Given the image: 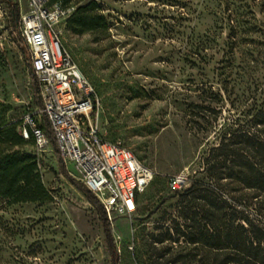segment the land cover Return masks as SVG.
<instances>
[{
	"label": "rangeland",
	"instance_id": "374dc122",
	"mask_svg": "<svg viewBox=\"0 0 264 264\" xmlns=\"http://www.w3.org/2000/svg\"><path fill=\"white\" fill-rule=\"evenodd\" d=\"M95 1L106 29L76 35L68 17L62 46L99 97L101 134L154 173L135 213L110 222L118 264H206L205 248L184 236L179 195L203 177L218 131L252 115L264 87V0ZM21 9L26 0H0V125L39 107L18 32ZM23 150L38 159L52 201L7 212L18 230L8 240L16 261L111 264L97 211L59 173L52 147ZM64 165L77 177L72 163ZM179 174L188 181L173 191L169 179Z\"/></svg>",
	"mask_w": 264,
	"mask_h": 264
},
{
	"label": "trees",
	"instance_id": "16d2710c",
	"mask_svg": "<svg viewBox=\"0 0 264 264\" xmlns=\"http://www.w3.org/2000/svg\"><path fill=\"white\" fill-rule=\"evenodd\" d=\"M62 1L75 6L68 19V28L73 34L106 29L95 0ZM13 18L16 27V3ZM31 88L40 107L33 77ZM249 111L252 115L245 123L238 118L227 129L218 131L217 143L204 159L203 177L191 180L189 188L179 195L178 216L187 223L188 230L184 236L194 247L205 248L206 264H264V87L259 97L252 99ZM21 118L13 124L0 125V264H26L24 260L16 261L10 252L8 240L18 230L16 223L7 219V212L22 204L52 201L42 182L38 159L23 150L25 144L34 146V142L31 137L24 140L19 135ZM48 134L59 173L66 176L97 211L111 264H118L112 227L103 207L83 184L69 176L49 129Z\"/></svg>",
	"mask_w": 264,
	"mask_h": 264
},
{
	"label": "built area",
	"instance_id": "2783aa9c",
	"mask_svg": "<svg viewBox=\"0 0 264 264\" xmlns=\"http://www.w3.org/2000/svg\"><path fill=\"white\" fill-rule=\"evenodd\" d=\"M74 11L62 0H26V10L21 9L18 32L28 49L41 106L21 118L18 133L33 139L35 151L44 152L51 146L49 129L64 164L74 165V179L99 201L109 222L115 216L130 218L136 197L154 173L119 143L101 136L99 97L61 43L65 19ZM188 178L179 174L168 185L181 190Z\"/></svg>",
	"mask_w": 264,
	"mask_h": 264
}]
</instances>
